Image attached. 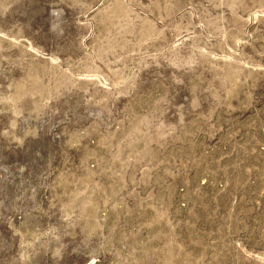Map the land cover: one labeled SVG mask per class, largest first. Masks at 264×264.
Wrapping results in <instances>:
<instances>
[{"label":"rangeland","instance_id":"374dc122","mask_svg":"<svg viewBox=\"0 0 264 264\" xmlns=\"http://www.w3.org/2000/svg\"><path fill=\"white\" fill-rule=\"evenodd\" d=\"M0 264H264V0H0Z\"/></svg>","mask_w":264,"mask_h":264}]
</instances>
